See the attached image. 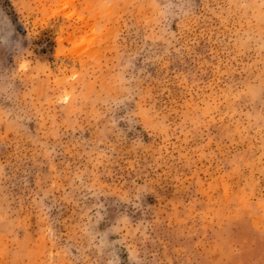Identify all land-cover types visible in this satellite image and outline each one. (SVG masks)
Wrapping results in <instances>:
<instances>
[{
  "label": "rangeland",
  "instance_id": "obj_1",
  "mask_svg": "<svg viewBox=\"0 0 264 264\" xmlns=\"http://www.w3.org/2000/svg\"><path fill=\"white\" fill-rule=\"evenodd\" d=\"M0 264H264V0H0Z\"/></svg>",
  "mask_w": 264,
  "mask_h": 264
}]
</instances>
